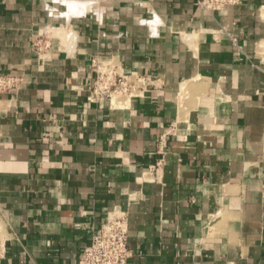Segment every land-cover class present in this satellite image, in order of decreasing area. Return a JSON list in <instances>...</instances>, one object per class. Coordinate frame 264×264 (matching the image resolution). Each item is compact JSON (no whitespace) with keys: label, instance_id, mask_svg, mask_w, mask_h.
I'll return each mask as SVG.
<instances>
[{"label":"crops","instance_id":"1","mask_svg":"<svg viewBox=\"0 0 264 264\" xmlns=\"http://www.w3.org/2000/svg\"><path fill=\"white\" fill-rule=\"evenodd\" d=\"M93 58L150 81L91 101ZM12 68L0 264H75L113 210L127 264H264V0H0Z\"/></svg>","mask_w":264,"mask_h":264},{"label":"built area","instance_id":"2","mask_svg":"<svg viewBox=\"0 0 264 264\" xmlns=\"http://www.w3.org/2000/svg\"><path fill=\"white\" fill-rule=\"evenodd\" d=\"M239 2L240 0H194L198 8L208 11L224 9ZM36 45L38 46V43ZM91 67L95 72L93 81L88 87V98L91 101H97L102 97L112 100L113 95L126 98L138 96L150 81L149 76H127L120 72L112 60L93 58ZM23 82L24 75L18 73L16 69H0V96L17 92ZM158 150L160 151V148ZM162 161L163 159L160 158L156 167L162 164ZM3 253V242L0 238V258ZM131 255L126 215L123 211L113 210L107 215L100 228L93 232L90 243L83 248L75 264H127Z\"/></svg>","mask_w":264,"mask_h":264},{"label":"bare ground","instance_id":"3","mask_svg":"<svg viewBox=\"0 0 264 264\" xmlns=\"http://www.w3.org/2000/svg\"><path fill=\"white\" fill-rule=\"evenodd\" d=\"M114 97H116V96L113 95V98H114ZM113 98H112V99H113Z\"/></svg>","mask_w":264,"mask_h":264},{"label":"rangeland","instance_id":"4","mask_svg":"<svg viewBox=\"0 0 264 264\" xmlns=\"http://www.w3.org/2000/svg\"><path fill=\"white\" fill-rule=\"evenodd\" d=\"M125 97V96H124ZM116 99H117V97H116Z\"/></svg>","mask_w":264,"mask_h":264}]
</instances>
